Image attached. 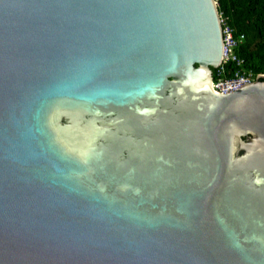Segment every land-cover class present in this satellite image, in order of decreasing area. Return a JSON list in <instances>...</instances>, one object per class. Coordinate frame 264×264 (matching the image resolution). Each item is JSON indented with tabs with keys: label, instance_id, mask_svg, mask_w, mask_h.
Returning a JSON list of instances; mask_svg holds the SVG:
<instances>
[{
	"label": "water",
	"instance_id": "1",
	"mask_svg": "<svg viewBox=\"0 0 264 264\" xmlns=\"http://www.w3.org/2000/svg\"><path fill=\"white\" fill-rule=\"evenodd\" d=\"M223 61L216 0H0V264H264V82Z\"/></svg>",
	"mask_w": 264,
	"mask_h": 264
},
{
	"label": "trees",
	"instance_id": "2",
	"mask_svg": "<svg viewBox=\"0 0 264 264\" xmlns=\"http://www.w3.org/2000/svg\"><path fill=\"white\" fill-rule=\"evenodd\" d=\"M218 9L228 24L245 36L243 45L236 51L244 63L241 67L230 61L213 69L214 81L230 79L242 70L264 75V0H219ZM260 81L264 82V78Z\"/></svg>",
	"mask_w": 264,
	"mask_h": 264
},
{
	"label": "built area",
	"instance_id": "3",
	"mask_svg": "<svg viewBox=\"0 0 264 264\" xmlns=\"http://www.w3.org/2000/svg\"><path fill=\"white\" fill-rule=\"evenodd\" d=\"M218 1L219 0H216L217 3ZM221 22L224 36L223 64L232 61L243 67L244 61L238 58L236 51L243 45L245 36L238 34V32L228 24L227 18L221 16ZM261 78H264V75H256L251 71L242 70L235 73L230 79L220 78L216 82L213 81L212 84L219 94H230L260 80Z\"/></svg>",
	"mask_w": 264,
	"mask_h": 264
}]
</instances>
